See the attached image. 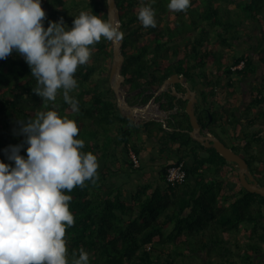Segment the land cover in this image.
Returning a JSON list of instances; mask_svg holds the SVG:
<instances>
[{
	"label": "trees",
	"instance_id": "obj_1",
	"mask_svg": "<svg viewBox=\"0 0 264 264\" xmlns=\"http://www.w3.org/2000/svg\"><path fill=\"white\" fill-rule=\"evenodd\" d=\"M142 2L154 8L155 28H145L137 18ZM169 2L117 0L124 33L122 73L126 79L122 86L127 93L140 89L141 100H147L169 75L178 72L189 80H204L203 87H206L202 95L206 102V95H213L219 89V84H214V78L219 76L215 72L216 65L209 71L203 69L211 59L217 63L221 58L227 60V67L221 70L228 77L227 86L223 87H228L229 92L234 86L230 75L236 72L242 78L251 77L257 73L259 63L264 64V0H191L187 12H174L172 18ZM42 7L47 13L45 28L50 22L63 18L66 30L71 29L81 11L108 19L106 0H42ZM164 17L166 25L161 23ZM251 25L258 30L256 48L251 45L252 52L239 50L237 41L251 35ZM185 34L188 35L183 36ZM131 37L134 40L129 42ZM173 39H176L174 44ZM112 55V42L102 37L94 46L90 62L80 66L74 74L78 87L70 95L78 101V112H73L64 102L62 92L45 108L42 98L32 91L37 81L21 55L14 51L7 59L0 60V161L14 167V161L8 159L10 146L21 144L19 154L27 158L28 145L26 137L20 133L19 122L27 123L34 120L38 112L55 110L61 117L76 121L80 129L76 138L85 142L81 151L92 152L97 158L105 157L112 163L98 168L96 183L85 181L84 187L77 186L71 192L65 190V194L72 197L69 206L75 217L74 226L66 229L65 236L69 261L73 253L78 259L79 249L83 248L89 254V264H196L191 255L197 251L222 255L218 263L210 262L209 258L204 264H253L255 261L264 264L261 257L264 196L246 189L240 178L238 187L239 182L231 176L225 179L234 170L237 174V168L215 147H205L183 130L191 127L184 111L185 102H179L183 109L180 130L172 120L173 113L165 121L137 122L121 112L114 89L105 77L98 76L106 70L103 60ZM241 60L245 61L244 66L232 69V65ZM147 90L150 91L143 93ZM254 90L242 119L237 114L239 106L229 109L222 104L219 108L220 105H208V102V108L200 110L198 116L199 121L209 127L224 122L234 127L237 137L234 143L249 153L242 155L257 178L256 174L264 170V84ZM164 93L167 104L162 103V107L172 110L177 105L175 96ZM153 121L159 123L162 132L152 127ZM139 130L148 135L157 134L164 149L185 148L193 157V163L184 157L168 163L160 172L164 185L142 183L135 193L129 194L132 182L125 178V173L128 168L136 169L132 152L140 159L143 140L137 134ZM118 149L125 152L121 164L115 161L119 157ZM180 161H184L187 180L181 184L167 182V168ZM220 170L228 171L225 177L215 176ZM191 176L197 177L195 185L189 181ZM260 181L264 184V180ZM259 220L262 222L257 225ZM234 230L242 234L233 235ZM233 253L239 255L241 262ZM211 254L207 253L208 257Z\"/></svg>",
	"mask_w": 264,
	"mask_h": 264
},
{
	"label": "clouds",
	"instance_id": "obj_2",
	"mask_svg": "<svg viewBox=\"0 0 264 264\" xmlns=\"http://www.w3.org/2000/svg\"><path fill=\"white\" fill-rule=\"evenodd\" d=\"M190 6L191 0H170L168 9L187 12ZM137 18L145 28L157 26L151 4L142 2ZM46 19L42 0H0V60L15 51L29 65L37 81L32 91L45 108L62 92L64 102L78 112V101L70 95L78 87L74 74L90 62L102 37L119 43L124 33L118 22L88 11H81L68 30L63 18L45 28ZM19 123L27 158L19 154L21 144L10 146L8 159L14 167L0 161V264H89L83 248L78 259L75 253L68 259L66 229L74 226L75 217L65 190L84 187L85 181L96 183L98 158L81 151L85 142L76 138V121L55 110Z\"/></svg>",
	"mask_w": 264,
	"mask_h": 264
},
{
	"label": "water",
	"instance_id": "obj_3",
	"mask_svg": "<svg viewBox=\"0 0 264 264\" xmlns=\"http://www.w3.org/2000/svg\"><path fill=\"white\" fill-rule=\"evenodd\" d=\"M107 13L108 19L115 23L118 22L120 26H122V19L120 14V9L117 4V0H112L111 4H107ZM123 40L119 43L112 42L113 47V55H112V63L110 67L109 79L111 82V86L115 91L117 105L121 112L125 115L137 121L135 114L138 112H143L145 110H149L151 106V99L146 102L144 105L130 103L127 98V92L123 88L122 84L126 79L125 74L122 73V66L125 61V55L122 51ZM179 83L183 89L180 90L176 88L175 84ZM160 92H169L175 96L174 102L177 104L175 106V110L165 111L173 113V122L176 124L178 129H182L180 124V120L183 119V109L180 108V102H185L184 111L188 114L190 119V128H183L184 131L188 132L190 137L205 147H215L216 150L223 155L233 167L237 168L240 181L242 185L252 192H257L264 196V185L259 184L255 174L251 171L249 166V162L246 157H244L240 152L236 151L234 148L229 146L225 140L221 136L216 133L209 131V124L203 125L199 121V116L197 110H204L208 108L206 102L204 101L203 95L200 91L193 87L190 84V80L184 76L183 73L174 72L169 75L163 83L159 86V88L155 91V94ZM163 114V113H161ZM210 119H212L211 113H209ZM143 121H149L151 119H156L159 121L166 120L167 117L164 116H144ZM175 128L171 127L173 130Z\"/></svg>",
	"mask_w": 264,
	"mask_h": 264
},
{
	"label": "crops",
	"instance_id": "obj_4",
	"mask_svg": "<svg viewBox=\"0 0 264 264\" xmlns=\"http://www.w3.org/2000/svg\"><path fill=\"white\" fill-rule=\"evenodd\" d=\"M252 29L254 28V30H252L251 35L249 36H245L243 37L241 40L237 41V48L239 49L240 47L243 48V50H248L251 51L250 46L252 44V48L255 49V45H257V41H256V34L258 33V30H255V27L253 25H251ZM247 37H250L251 42L248 41ZM253 79V76L251 77H247V78H242V92H243V96L240 99V101H238V106L239 109L237 111V114L239 115V117L242 119L241 115L242 112L244 111V109L247 107L249 101H251L252 97H253V93H254V86L251 81ZM203 81L204 80H199V81H194L190 84L197 88L200 93L202 94V89L205 88L203 87ZM176 88L182 90L183 87L179 84L176 83L175 84ZM228 90V89H227ZM227 90H225V92L222 95H219L218 92H215L213 95L208 93L206 95V102H208V105H220L219 108H221L222 104H225L227 102H225V95L227 92ZM166 94H163L161 98V102L164 104H167V100L165 98ZM231 99V98H229ZM237 100V99H236ZM159 110V109H158ZM166 110V109H165ZM169 110V109H168ZM169 113H167V116L164 115V117H168ZM168 119H170V116L168 117ZM240 127V126H239ZM238 127L237 132H240V128ZM210 132H213V128L209 127L208 128ZM241 134V133H240ZM142 140H143V144L141 145V152H140V159H139V165H135L136 169H131L128 168L127 173H125L126 175V179H129L132 182L131 187L129 188V194L131 193H135L137 187L142 184V183H148L152 186H156L158 184H165V181L163 179H161V169L164 165L177 161L178 159L184 157L186 158V160H188L190 163H193V157L190 156V154L188 153V151L181 147H176V148H169L167 149L168 151H165L163 148V145L160 143L158 135H148V133L146 132H142ZM120 148V147H119ZM156 148V150H155ZM122 149V148H121ZM166 149V148H165ZM119 150V149H118ZM117 150V151H118ZM164 150V151H162ZM124 151L122 152V150L118 151V156L117 158H115V161L118 164H121V161L123 159H125L124 156ZM98 163H99V167L101 169L105 168L106 165H108L109 161L107 160V158L105 157H101L98 158ZM111 161H110V163ZM123 164V163H122ZM125 167H128L127 164H123ZM113 167V166H112ZM140 167V168H137ZM202 169V168H201ZM200 169V170H201ZM229 176H227L225 179H228ZM189 181L191 184L195 185L197 183V177L196 176H191L189 178ZM207 251H199V254L201 255V257L204 258L205 263L207 262V260L209 259L208 255H207Z\"/></svg>",
	"mask_w": 264,
	"mask_h": 264
},
{
	"label": "rangeland",
	"instance_id": "obj_5",
	"mask_svg": "<svg viewBox=\"0 0 264 264\" xmlns=\"http://www.w3.org/2000/svg\"><path fill=\"white\" fill-rule=\"evenodd\" d=\"M172 13V14H171ZM174 12H170V18H172V17H174V14H173ZM177 13V12H176ZM187 19H189V17H187ZM161 23H163V24H167V22H166V19H165V17H164V19H162L161 20ZM128 29H130V28H127V30ZM253 30H254V28H253ZM188 34H185V35H183V36H187ZM130 37V36H129ZM182 39V38H181ZM247 39H248V41L249 42H251V39H250V37H247ZM134 39H133V37H131V38H128V41L130 42V41H133ZM180 39H178L177 40V42L179 41ZM174 43H176V39L174 40L173 39V44ZM173 44H171V45H173ZM252 45V44H251ZM255 48H256V45H255ZM243 50V48L242 47H240L239 48V50ZM253 53H254V51H253ZM221 55V54H220ZM223 57V56H222ZM111 63H112V58H109V59H106V60H103V64L106 66V70H105V72H104V74L103 75H98L99 76V78H103V77H105L104 78V80L107 82V83H109L110 85H111V82H110V79H109V73H110V67H111ZM227 60L225 59V58H221L220 59V62H218L217 63V60H215V59H211V62H209L208 64H207V66L206 67H204L203 69H207V71H209L210 69H211V66L212 65H216V67L217 68H215V72H217L218 74H219V76H217V78H214V80H215V83L214 84H216V83H218L219 85H218V87H219V89H218V94L219 95H222L224 92H225V90H229V88L227 87H223V86H227V81H228V77H226V76H224L223 75V72H222V70H221V68H225V67H227ZM263 77H264V64H262L261 62L259 63V68L257 69V73L253 76V81H251L252 83H254L253 84V88L254 89H258L259 87H262L263 86V84H264V82L262 81L263 80ZM229 78H232L233 79V82H234V86H233V88H231V90H232V92H229L228 90H227V92L228 93H226V95H225V97H226V99H225V102H227L226 103V106L227 107H229V109H234V108H236L237 106H238V101H240V99L242 98V96H243V92H242V77H240L239 75H237V73L235 72V73H233L232 75H230L229 76ZM194 81L193 80H191V84L193 83ZM213 84V85H214ZM220 85H222V86H220ZM157 90V89H156ZM140 89H138V90H135L134 92H131V93H127V95H126V98H127V100L130 102V103H136V104H140V105H144L146 102H148L149 101V99L150 98H148L147 100H141V97H142V94H139L140 93ZM148 91H150V90H147V92ZM143 93H146V91H144ZM229 98H231V99H229ZM237 99V100H236ZM161 100V99H160ZM160 100H155V101H153V103L155 104V106L153 107V106H151V108H149L150 110H151V112H159V111H161L162 113L164 112V108L160 105V107H158V105L159 104H161L160 102ZM159 110H158V109ZM229 109H227V112H229ZM197 112H198V115L201 113V111L198 109L197 110ZM166 113H168V112H166ZM150 115H153V114H150ZM154 116V115H153ZM143 117H140L139 119H137V122H141V121H143V119H142ZM151 125H152V127L153 128H155V129H157V132H162V130L160 131V129H159V127H160V125H159V123L158 122H155V121H153V123H151ZM212 127H213V133H216V134H218L219 136H221L222 138H223V140H225L226 141V143L229 145V146H231L232 148L234 147V148H236V150H238V152H240L241 154L243 153V154H245V155H249V153L246 151H244V149L243 148H240V147H238V146H236V144L234 143V138H235V140L237 139V137H236V134H235V129H234V127H232L231 126V124H229L228 122H224V124H218L217 126L216 125H212ZM223 129H224V131H223ZM138 130V129H137ZM166 131V130H165ZM142 132L143 131H138L137 132V134L139 135V136H141L142 135ZM256 149H258L259 148V146H257V145H255L254 146ZM155 150H156V148H155ZM165 151H168L167 150V148L166 149H164ZM164 150H162V151H164ZM164 151V152H165ZM228 171H226V173H227ZM225 172H222L221 170L218 172V174L217 175H215V176H217V177H219V178H223V177H225L224 176V174H226ZM238 174V173H237ZM236 174V170H234V173L233 174H228V176H231V178L232 179H234L236 182H239V177H238V175ZM220 175V176H219ZM261 177H263L264 178V175H262ZM215 177H214V175L212 176V179H214ZM211 179V180H212ZM210 182H212V181H210ZM240 185V182L239 183H237V187ZM261 222L262 221H258L257 222V225H260L261 224ZM247 224H249V223H247ZM248 226H252L251 224L250 225H248ZM259 230H260V227H259ZM231 233L233 234V235H236V233H237V235L238 236H240L242 233L241 232H239L238 230H234V231H231ZM192 241L194 242L195 241V239H192ZM243 241H245V240H243ZM262 243H263V246H264V241H262ZM244 244H245V242H244ZM264 248V247H263ZM263 251H264V249H263ZM209 254H211L210 256H209V258L212 260V261H210V262H212V263H218L219 262V260L218 259H220L221 258V256L220 255H218V252H213V251H210V252H208ZM232 256L233 257H237V259H238V261L239 262H241V260H239V255L237 254V253H233L232 254ZM263 256H264V252H263ZM263 256H261L262 258H264ZM191 259L192 260H194L195 262H196V264H204L205 263V260H204V258L203 257H201V255L199 254V251H197L195 254H192L191 255ZM221 260V259H220ZM258 262L257 261H255L253 264H257Z\"/></svg>",
	"mask_w": 264,
	"mask_h": 264
},
{
	"label": "built area",
	"instance_id": "obj_6",
	"mask_svg": "<svg viewBox=\"0 0 264 264\" xmlns=\"http://www.w3.org/2000/svg\"><path fill=\"white\" fill-rule=\"evenodd\" d=\"M245 64L244 60H241L240 63L236 64V65H232V69H236V68H241L243 67ZM154 98L151 99V106H155V104L153 103ZM150 106V108H151ZM158 107H160V104L158 105ZM158 109V108H157ZM163 114L165 116H167L166 111L164 110ZM165 121V120H163ZM131 157L132 160L134 161V165H139V158L135 153H131ZM166 181L169 183H173V184H181L183 182H185L187 180V171L185 170L184 167V161H180V162H176L172 165H170L167 168L166 174Z\"/></svg>",
	"mask_w": 264,
	"mask_h": 264
},
{
	"label": "flooded vegetation",
	"instance_id": "obj_7",
	"mask_svg": "<svg viewBox=\"0 0 264 264\" xmlns=\"http://www.w3.org/2000/svg\"><path fill=\"white\" fill-rule=\"evenodd\" d=\"M188 81H189V79H187ZM191 81V80H190ZM156 91V90H155ZM155 91H154V94H155ZM147 92V91H146ZM169 92H167V94H168ZM163 94H165L164 92H160V93H158V94H156V95H153L150 99H152V98H154V101L155 100H159L158 99V97L159 96H162ZM169 94H171V93H169ZM175 98V97H174ZM161 101V100H160ZM180 102V101H179ZM161 104V106H162V102H160ZM174 110H175V107L173 108ZM264 162V161H263ZM259 164L261 163V162H258ZM258 177H257V180L259 181V184H261V185H264L263 183H261V181H260V179L261 180H264V178L263 177H261L262 175H264V170L262 171V172H258L257 174H256Z\"/></svg>",
	"mask_w": 264,
	"mask_h": 264
},
{
	"label": "bare ground",
	"instance_id": "obj_8",
	"mask_svg": "<svg viewBox=\"0 0 264 264\" xmlns=\"http://www.w3.org/2000/svg\"><path fill=\"white\" fill-rule=\"evenodd\" d=\"M162 112L159 111V112H151V110H145L143 112H138L135 114V117L136 118H140V117H144V116H164V114H161ZM150 114H153V115H150Z\"/></svg>",
	"mask_w": 264,
	"mask_h": 264
}]
</instances>
